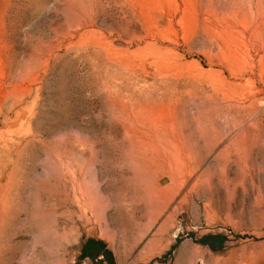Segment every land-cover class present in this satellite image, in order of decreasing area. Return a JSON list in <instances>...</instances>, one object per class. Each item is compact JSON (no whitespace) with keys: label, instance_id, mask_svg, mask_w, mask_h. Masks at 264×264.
I'll return each mask as SVG.
<instances>
[{"label":"rangeland","instance_id":"rangeland-1","mask_svg":"<svg viewBox=\"0 0 264 264\" xmlns=\"http://www.w3.org/2000/svg\"><path fill=\"white\" fill-rule=\"evenodd\" d=\"M223 77L240 116L212 91ZM181 87L182 137L163 144L182 155L161 158L180 204L149 251L159 171L143 174L123 99ZM0 264H264V0H0Z\"/></svg>","mask_w":264,"mask_h":264},{"label":"bare ground","instance_id":"bare-ground-1","mask_svg":"<svg viewBox=\"0 0 264 264\" xmlns=\"http://www.w3.org/2000/svg\"><path fill=\"white\" fill-rule=\"evenodd\" d=\"M228 78H230V77H228ZM217 80L218 79H214V81H213L214 85L219 84L220 86H222L221 87L222 89L221 88L218 89V86H216L213 88L212 91L221 92V94L223 95L222 104L226 102V106L232 107L233 110L235 111L236 115L240 116L241 103L239 102V100H241V95L243 94V92L241 93L236 89L238 84H236V83L234 84L233 82L228 81V79L225 77L219 79L218 81ZM182 85H183V83H182ZM184 86H185V84H184ZM191 88H192V86H191ZM232 88H235V89H232ZM177 92L179 95L175 94L176 93L175 92V93H172L171 96H169L168 98L167 97L166 98H162V97L156 98V99H153L151 102H143V103L133 102L129 98L127 99V97H126V99H123L124 104L122 107L124 110H126V113H129V115L131 117V119L129 118V122H127V125L125 126V130H126L127 134L129 135V137L135 143V152H136L139 160H141V162H142L141 169L143 170V174L149 175L150 173H152L156 170L159 171V176L156 179H154L153 181H149L145 185V190H146L147 194L149 195V197L152 200L156 201V205H157L154 207L155 212H156V217L154 220V226H157V227H156L155 231L153 232V237L148 242L145 243V247H144L145 249H148L149 251L152 248L153 244L158 243V241L156 240L157 237H160V238L163 237L165 232H167L169 229H171L173 227V225H174V220H173L174 218L173 217L177 214L178 206L180 204V202H174L173 203L172 201H171L172 204H171V202H169V204H165V203H163V201L168 196H170L171 200H173V198L179 193L177 186H176V183H175V179L177 178V176L180 175L181 172L179 170L181 168L178 165H176L175 168L172 170L171 168H168L167 166H165L161 162V158L165 154H167L169 156L171 155V156L175 157L176 159L178 158V155L179 156L182 155V149H183L182 145L180 147L176 143V144H172V146H169L167 148L163 144V141L167 137V135H169L171 138H173L174 141H177L180 137H182L181 133L177 129L178 127H176V125H175V121H174L175 116L173 113V111H174L173 109H174L175 105H178V102L180 100L179 96L182 94L183 95L186 94L188 91H183V88H182L181 91L177 90ZM245 92H246V90H245ZM168 93H169V91H168ZM230 102H232V103H230ZM123 112H125V111H123ZM170 120H173V121H170ZM231 131H232V129H231ZM229 134H231V136H233L231 143L234 142L236 147H237V150H240V148L242 147V142L244 140L243 139V133L241 132V130H237V131H234V133H229ZM232 134H234V135H232ZM229 147H230V145L229 146L227 145V147H225L224 149L222 148L223 150L221 152H225L227 154L226 151L229 149ZM174 148H176V151H177L176 153L174 152ZM186 153L189 154L190 151L188 150V151H186ZM79 169L80 168H78V169L68 168V170L72 176L73 206L75 208H77V210L74 209L75 211H73L72 213H75L78 216L80 215L81 217L82 216L88 217V216L95 213V211H94V200L92 198L87 200L86 192L83 190V181H81L80 179H78V180L76 179V172ZM80 171H83V169H80ZM107 186L108 185L103 184V187H105L106 189L108 188ZM170 207H171V210H170ZM70 212H71V210H70ZM136 213H139L140 215H142V211H140V210L136 211ZM144 215L145 214L143 212V215L140 216V218H143ZM112 217H113L112 214L109 213L108 219L110 220L109 221L110 224L111 223L113 224ZM152 252H154V251H152Z\"/></svg>","mask_w":264,"mask_h":264}]
</instances>
